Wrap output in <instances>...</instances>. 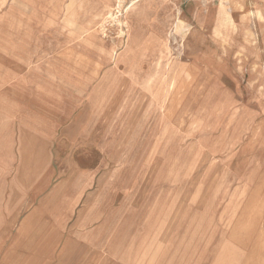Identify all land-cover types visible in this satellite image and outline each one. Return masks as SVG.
<instances>
[{"label": "rangeland", "instance_id": "1", "mask_svg": "<svg viewBox=\"0 0 264 264\" xmlns=\"http://www.w3.org/2000/svg\"><path fill=\"white\" fill-rule=\"evenodd\" d=\"M69 1L66 15L96 1L100 36L121 45L133 16L170 17L160 54L190 53L192 71L176 106L215 111L193 103L186 119L132 73L88 86L31 73L61 34L34 27L26 56L1 33L0 0V264H250L224 246L248 239L233 228L264 192V0Z\"/></svg>", "mask_w": 264, "mask_h": 264}, {"label": "crops", "instance_id": "2", "mask_svg": "<svg viewBox=\"0 0 264 264\" xmlns=\"http://www.w3.org/2000/svg\"><path fill=\"white\" fill-rule=\"evenodd\" d=\"M69 2V0L56 2L51 0H9L7 8H4L8 14V26L6 29L2 28L1 33L6 34L9 39L15 40V44L18 40L26 56L29 53L32 55L34 27L44 33L56 30L61 34L60 40L64 48L47 53V56L33 63L30 67L31 73L40 72L41 75H47L75 86L94 85L101 83L104 79L108 81L112 76H116L118 80L126 78L131 80L132 73L140 84H143L144 87L155 88L158 94H161L164 88H168V99L162 97L161 103L170 104L167 105L170 111L178 110L176 106L178 98L183 99L187 93L186 90H183L178 95V74H182L181 83L185 85V80L192 78V71H189L190 67L188 64L186 65L189 51H187L189 54L178 56L180 54L174 50L172 59L171 56L168 58L160 54L161 49L167 45V38L169 40L168 28L165 25L170 23V17L158 15L155 10L152 14L133 16L131 36L129 39L128 37L124 38V44L121 45L118 39L104 40L100 36L97 30L99 21L93 19L96 11L99 10L92 6L96 1H80L81 6H76L67 16L65 6ZM152 3L154 4V2ZM61 8H63L62 11ZM69 32H75V35L81 37L73 40L74 42H68ZM67 42L68 44H66ZM217 55L220 54L217 53ZM162 57L165 58L161 59ZM166 58H168V65H166ZM186 67L189 70L185 69ZM233 67L238 70L236 62ZM180 68L183 69L180 70ZM239 70L234 74L235 76L240 77ZM207 79L208 74H202L200 83ZM235 80L238 83L241 82L240 78L234 79L233 82ZM229 93L224 92L223 97H220L217 103L220 102L225 106ZM249 97L247 101L254 102L250 95ZM236 99L239 106L241 99L238 96ZM206 102L204 99L203 103H195L190 97L185 99L178 113H186L184 117L189 120L195 118L197 115L189 116V113L194 110L193 103L201 105V109L206 104L205 110L208 109L213 113L216 106L212 107L213 103ZM233 107L232 113L238 114V107L236 105ZM233 230V232L248 233V239L231 237V240H226L224 248L240 257L247 255L250 264H264V192H254L248 196V202L243 205ZM240 243H249L245 249L246 253L241 251L243 245Z\"/></svg>", "mask_w": 264, "mask_h": 264}, {"label": "bare ground", "instance_id": "3", "mask_svg": "<svg viewBox=\"0 0 264 264\" xmlns=\"http://www.w3.org/2000/svg\"><path fill=\"white\" fill-rule=\"evenodd\" d=\"M136 1H139V0H136ZM121 2H122L121 0H117V1H116L117 6H120ZM227 2H230V1L227 0ZM133 3H134V2H133ZM232 3H233V2H232ZM134 4H135V3H134ZM139 4H141V3H139ZM134 6H135V5H134ZM116 11H117V10H116ZM112 14H113V13L110 12V15H111V16H112Z\"/></svg>", "mask_w": 264, "mask_h": 264}]
</instances>
